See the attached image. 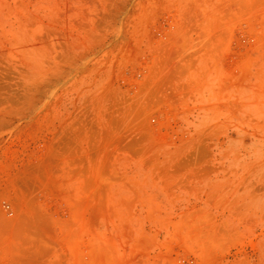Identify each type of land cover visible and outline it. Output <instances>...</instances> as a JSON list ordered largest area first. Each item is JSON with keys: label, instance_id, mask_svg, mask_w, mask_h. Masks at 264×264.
I'll return each instance as SVG.
<instances>
[{"label": "rangeland", "instance_id": "374dc122", "mask_svg": "<svg viewBox=\"0 0 264 264\" xmlns=\"http://www.w3.org/2000/svg\"><path fill=\"white\" fill-rule=\"evenodd\" d=\"M0 264H264V0H0Z\"/></svg>", "mask_w": 264, "mask_h": 264}]
</instances>
